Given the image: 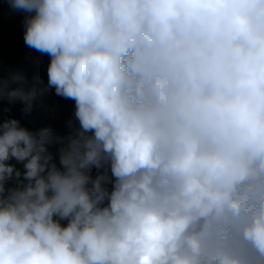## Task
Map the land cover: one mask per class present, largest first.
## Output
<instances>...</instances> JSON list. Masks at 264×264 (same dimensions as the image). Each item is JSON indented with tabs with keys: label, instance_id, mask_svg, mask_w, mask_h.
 I'll list each match as a JSON object with an SVG mask.
<instances>
[{
	"label": "clouds",
	"instance_id": "9594fccd",
	"mask_svg": "<svg viewBox=\"0 0 264 264\" xmlns=\"http://www.w3.org/2000/svg\"><path fill=\"white\" fill-rule=\"evenodd\" d=\"M6 2L75 107L0 75V264H264V0Z\"/></svg>",
	"mask_w": 264,
	"mask_h": 264
},
{
	"label": "trees",
	"instance_id": "16d2710c",
	"mask_svg": "<svg viewBox=\"0 0 264 264\" xmlns=\"http://www.w3.org/2000/svg\"><path fill=\"white\" fill-rule=\"evenodd\" d=\"M24 16V13L12 10L6 0H0V75L7 80L10 73L20 74L24 78L25 90L35 87L38 94L29 113L23 111L22 103L10 105L5 100L3 119L15 118L30 130L51 127L58 134H67L68 121L73 119L74 101L56 96L54 90L39 94L47 85L49 61L47 56L41 57L25 45ZM17 167L22 168V165Z\"/></svg>",
	"mask_w": 264,
	"mask_h": 264
}]
</instances>
